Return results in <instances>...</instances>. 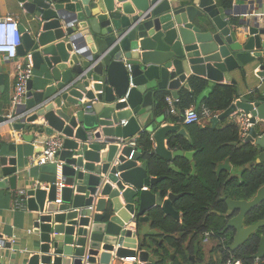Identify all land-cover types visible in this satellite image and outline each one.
I'll return each mask as SVG.
<instances>
[{
  "label": "water",
  "instance_id": "95a60500",
  "mask_svg": "<svg viewBox=\"0 0 264 264\" xmlns=\"http://www.w3.org/2000/svg\"><path fill=\"white\" fill-rule=\"evenodd\" d=\"M253 2L232 0L230 7L219 0L23 2L30 18L19 25L18 53L42 74L38 89L33 79L28 84L26 105L36 107L29 121L42 118L46 133L60 134L64 143L27 187L39 249L15 264H158L147 235L159 231L148 213L161 208L180 220L174 202L183 194L154 190L164 177L149 174L142 151L129 140L142 131L152 133V153L172 162L181 151L166 147L167 135L187 132L179 125L160 126L163 119L153 112L156 91L169 90L178 99L192 76L210 80V86L222 80L237 84L232 72L248 66L258 67L264 78V18L254 13ZM234 15L248 18L232 22ZM3 79L0 65V85ZM239 109L251 114L254 124L245 142L262 151L264 130L260 134L256 125L264 123V100L239 91L212 124ZM4 120L0 115V123ZM14 127L27 131L30 125ZM231 169L227 158L216 172ZM21 174L0 143V189H16ZM219 200L227 205V227L235 229L230 245L235 251L264 227V219L245 225L246 216L264 201V185L251 199L227 198L222 191ZM175 257L171 253L169 264ZM258 257L264 258V236L253 255Z\"/></svg>",
  "mask_w": 264,
  "mask_h": 264
},
{
  "label": "trees",
  "instance_id": "16d2710c",
  "mask_svg": "<svg viewBox=\"0 0 264 264\" xmlns=\"http://www.w3.org/2000/svg\"><path fill=\"white\" fill-rule=\"evenodd\" d=\"M222 2L226 7L232 5V0ZM231 21L236 22L237 18L231 17ZM189 83L190 88L182 87L179 91L176 103L179 115L169 114L166 118L183 125L187 135L177 131L170 132L167 135V144L171 150L197 151L193 160L185 155H178L172 162H168L152 153L153 139L149 132L142 131L137 136V144L142 150L143 160L147 162L149 174L164 177L154 190L161 191L164 195L170 191L183 194L174 202L175 209L181 214L180 220L166 215L161 208H154L148 213L151 227L157 229L159 233L148 234L147 237L156 252L158 264H168L171 249L180 257L174 259V264H192L188 260V254L192 253H196L198 261L201 262L203 249L199 246L198 240L205 231H211L214 237L224 240L217 246L221 261L217 263L210 260L205 264H221L231 256L240 264H253V255L258 251L261 238L264 236V227L258 229L242 246L232 251L230 245L235 229L227 227V219L224 217L227 205L219 198L222 191H225L227 198L232 199H251L255 195L264 185V158L257 162L264 154V149L260 151L255 143L242 141L239 125L234 122L218 127L200 123L184 124L182 116L185 110L194 105L199 111L205 106L213 114H220L239 98L236 84L217 82L210 86L206 78L198 76H192ZM208 88L210 91L202 95L200 104L196 106V98ZM166 96V91H156L154 94L155 112L158 115L166 113L169 108ZM246 97L253 100L255 94ZM226 121L227 119H223L222 124ZM36 129L40 131L39 127ZM227 158L234 166L243 168L239 175H233L228 170L217 174L218 164ZM192 162L196 165L194 173ZM212 211L220 212L222 215ZM261 219H264V201L246 216L245 225ZM177 234L180 236L177 237ZM189 236L191 239L185 246Z\"/></svg>",
  "mask_w": 264,
  "mask_h": 264
},
{
  "label": "crops",
  "instance_id": "0c3cea01",
  "mask_svg": "<svg viewBox=\"0 0 264 264\" xmlns=\"http://www.w3.org/2000/svg\"><path fill=\"white\" fill-rule=\"evenodd\" d=\"M24 1L25 0H0V17L13 15L15 17H18L20 23L27 22L30 16L25 12L22 6V3ZM253 1H254L253 5L255 7L254 13L256 15H259L261 18H264V0H253ZM230 17H236L237 20L240 18H244V19L248 18L247 16L242 17L236 15ZM21 56H23V58L26 57V59L28 57L25 55H21ZM0 65H2L4 72L3 84L0 85V115L4 116L10 110V100L15 84V76H14L15 66L12 61L6 59L3 56L1 57ZM257 72H258V67L248 66L233 71L232 75L237 82L236 85L238 87V91L242 92L244 96L255 94L257 98L264 100V78L259 77L257 75ZM32 79L34 82V88L38 89L41 86V82H42L41 72L35 69L34 76ZM220 82L231 83L226 80H222ZM209 91L210 88H208L206 91H204L196 98V103H195L196 106L200 104L202 95L207 94ZM166 92H167V96H166L167 103L169 104L168 97L172 98L173 107L175 109L174 114L179 115V110H177L176 107V103L178 102L176 100L177 98H174L169 90H166ZM153 107H154L153 112L156 114L155 105ZM192 107H195V105ZM159 116H161L163 119V122L160 124V126L165 124H171V125H179L181 126V128H185L181 124H177L166 119L167 118L166 113L164 114L162 113ZM211 119L212 117L203 118L200 124L211 125L212 127H218V126H225V124L230 122L236 123V121L232 117H230L227 118V121L225 123L223 122V124H222V120H220L216 125H213ZM36 121H37L36 123L30 124V127L27 131H25L24 128L22 129L23 136L22 139L19 140L12 138V130H14L15 127H13L10 124L0 125V143L2 144V148L6 154L16 159L18 166L22 172L21 177H19L17 180L16 189H12V188L0 189V237L6 239V246L0 250V264H15L21 257L28 258L33 253L37 252L39 249L38 248L39 241L34 239L35 235L33 232L34 228L32 224L33 214H31L27 210V208L15 209L14 207L15 191L17 189L27 188L28 186H30L32 180L35 179L39 173L40 167L30 165L29 158L32 155L42 150V148L44 147V141L49 136V134L46 133L44 126L45 124L43 125L44 123L43 119L39 118ZM37 127H39L41 132L38 137H35L34 134L36 131H38L36 129ZM256 127L258 132L260 134H263V130H264L263 121L259 122L256 125ZM29 135H34V138L31 140L26 139L25 137ZM10 145L14 149L10 150L9 149ZM155 145L156 142L153 139V148L155 147ZM166 147H168L167 140H166ZM172 151H179V150H172ZM180 151H181L180 155H185L190 160H193V158L197 153V151L194 150L188 152H183L182 150ZM141 162H139V164ZM231 167L232 169L230 172L233 175H239L243 170L242 167H236L233 164H231ZM236 168L238 169L239 173H235ZM195 171L196 168L195 170H193V173ZM176 236L179 237L180 234H177ZM190 239L191 236L188 237L185 246L188 245ZM198 244L203 249V259L201 260V262H199L196 253L188 254V260L190 263L205 264L210 260L217 261V263L221 261L220 252L219 249L217 248L218 245L215 238L214 239L211 238L210 241L204 242L202 235L201 239L198 240ZM171 252L173 253L174 250L171 249ZM191 257H193L194 259H192ZM175 259H180L177 253ZM169 263L170 260L168 264Z\"/></svg>",
  "mask_w": 264,
  "mask_h": 264
},
{
  "label": "built area",
  "instance_id": "2783aa9c",
  "mask_svg": "<svg viewBox=\"0 0 264 264\" xmlns=\"http://www.w3.org/2000/svg\"><path fill=\"white\" fill-rule=\"evenodd\" d=\"M23 6V3H22ZM20 21L18 17L7 15L0 17V61L1 57L12 61L15 66L14 76L15 84L10 100V110L4 115L5 120L1 124H10L14 127L15 124L22 123L23 125H30L37 121H29V118L36 112V107H27V93L29 81L34 76V64L32 60L27 57L19 55L18 47L22 44V33L19 29ZM178 101V99H176ZM169 108L166 110V115L174 114L173 99L168 97ZM212 111L202 106L201 111L195 107H190L185 110L183 115L184 124L200 123L203 118L213 117ZM240 129V139L245 141L249 130L254 124L251 121L252 115L245 113L243 110L234 112L231 116ZM125 123V121H124ZM41 131L35 132V137L40 135ZM22 129L12 130V138L19 140L22 139ZM91 139V138H90ZM89 139V140H90ZM64 139L60 134L49 135L44 141L42 150L29 158L30 165L42 166L55 161L56 153L62 149ZM129 144L133 147L139 148L137 144V136L129 140ZM27 188L17 189L15 191L14 207L15 209H26ZM57 202H60L58 197ZM214 234L211 231L203 233L204 242H208ZM6 246V239L0 237V250ZM224 264H240V262L233 256L226 259ZM253 264H264V258H255Z\"/></svg>",
  "mask_w": 264,
  "mask_h": 264
},
{
  "label": "flooded vegetation",
  "instance_id": "af4514ba",
  "mask_svg": "<svg viewBox=\"0 0 264 264\" xmlns=\"http://www.w3.org/2000/svg\"><path fill=\"white\" fill-rule=\"evenodd\" d=\"M216 239V241H217V245H219L220 243H223V239H219V238H216V237H213V239ZM221 240V241H220ZM210 241V240H209ZM221 264H224V263H221Z\"/></svg>",
  "mask_w": 264,
  "mask_h": 264
},
{
  "label": "rangeland",
  "instance_id": "374dc122",
  "mask_svg": "<svg viewBox=\"0 0 264 264\" xmlns=\"http://www.w3.org/2000/svg\"><path fill=\"white\" fill-rule=\"evenodd\" d=\"M237 171H238V169L236 168L235 173H239V171L238 172Z\"/></svg>",
  "mask_w": 264,
  "mask_h": 264
}]
</instances>
